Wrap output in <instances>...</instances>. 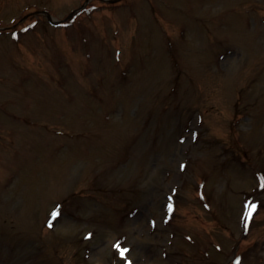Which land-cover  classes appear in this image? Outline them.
<instances>
[{
  "label": "rangeland",
  "instance_id": "1",
  "mask_svg": "<svg viewBox=\"0 0 264 264\" xmlns=\"http://www.w3.org/2000/svg\"><path fill=\"white\" fill-rule=\"evenodd\" d=\"M84 2L0 0V28L28 11L62 20ZM89 7L62 27L34 16L28 29L0 34V104L16 117H0V204L14 197L0 206V264H114L123 238L131 247L118 264H177L164 248L198 211L184 199L206 197L210 217L237 232L242 188L252 213L235 264H264V0ZM33 120L42 131L30 134L23 125ZM230 132L246 164L237 166ZM103 187L140 196L127 235L100 224L117 220L97 202L114 198ZM76 193L94 197L66 205L55 226L49 207ZM41 241L49 246L37 254Z\"/></svg>",
  "mask_w": 264,
  "mask_h": 264
},
{
  "label": "snow or ice",
  "instance_id": "2",
  "mask_svg": "<svg viewBox=\"0 0 264 264\" xmlns=\"http://www.w3.org/2000/svg\"><path fill=\"white\" fill-rule=\"evenodd\" d=\"M262 179H264V178H262ZM262 186H264V184H262ZM55 215H59V212L57 211L55 213ZM115 247L120 251L121 255H123L124 253H126L128 251V249L121 248L119 241L116 242ZM128 264H131V261H129Z\"/></svg>",
  "mask_w": 264,
  "mask_h": 264
}]
</instances>
